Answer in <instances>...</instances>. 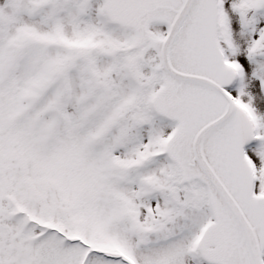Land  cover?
<instances>
[{
    "label": "snow or ice",
    "instance_id": "obj_1",
    "mask_svg": "<svg viewBox=\"0 0 264 264\" xmlns=\"http://www.w3.org/2000/svg\"><path fill=\"white\" fill-rule=\"evenodd\" d=\"M0 264H264V0H0Z\"/></svg>",
    "mask_w": 264,
    "mask_h": 264
}]
</instances>
